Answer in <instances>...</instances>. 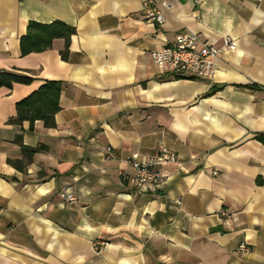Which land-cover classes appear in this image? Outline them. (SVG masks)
Masks as SVG:
<instances>
[{"label": "crops", "instance_id": "crops-1", "mask_svg": "<svg viewBox=\"0 0 264 264\" xmlns=\"http://www.w3.org/2000/svg\"><path fill=\"white\" fill-rule=\"evenodd\" d=\"M163 1L158 26L142 0H0V70L31 77L0 85V264H264V0ZM29 20L72 26L66 56L63 37L21 55ZM185 29L235 42L211 78L152 61ZM45 80L54 125L8 123ZM161 145L177 159L158 191L121 181Z\"/></svg>", "mask_w": 264, "mask_h": 264}, {"label": "built area", "instance_id": "built-area-1", "mask_svg": "<svg viewBox=\"0 0 264 264\" xmlns=\"http://www.w3.org/2000/svg\"><path fill=\"white\" fill-rule=\"evenodd\" d=\"M157 2L164 3L163 0H142L143 17L147 22L159 26L164 21V15ZM226 48H235V42L231 38H224L223 43L218 46L201 40L195 32L185 29L176 33L172 40L151 50L150 57L162 73L205 79L212 77L215 59ZM176 159L174 151L161 145L155 154L144 159L128 158V168L120 172V179L138 192L154 193L164 183L165 173L162 166L173 163ZM58 196L62 204L77 200L76 194L68 188L60 189ZM238 247L240 250L246 249L242 242Z\"/></svg>", "mask_w": 264, "mask_h": 264}, {"label": "trees", "instance_id": "trees-1", "mask_svg": "<svg viewBox=\"0 0 264 264\" xmlns=\"http://www.w3.org/2000/svg\"><path fill=\"white\" fill-rule=\"evenodd\" d=\"M74 28L61 20H53L49 23H41L29 20L26 31L19 37L20 54L25 55L33 51H41L51 46L56 37L65 39V47L61 50V56H66L67 41ZM31 77L13 71L0 70V85L11 87L13 82L27 83ZM62 83L58 80H45L35 90L15 102V114L7 119L8 123L20 124L27 120L29 124L36 119L43 121L47 127L54 125V113L58 109V97ZM255 137L263 139V135ZM18 140V139H17ZM43 149L42 145L22 146L23 152L28 156Z\"/></svg>", "mask_w": 264, "mask_h": 264}]
</instances>
